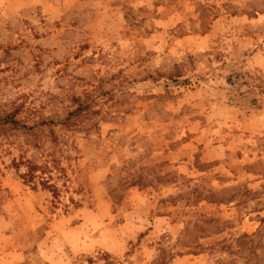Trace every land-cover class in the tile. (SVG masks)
I'll return each instance as SVG.
<instances>
[{"label": "rangeland", "instance_id": "rangeland-1", "mask_svg": "<svg viewBox=\"0 0 264 264\" xmlns=\"http://www.w3.org/2000/svg\"><path fill=\"white\" fill-rule=\"evenodd\" d=\"M0 264H264V0H0Z\"/></svg>", "mask_w": 264, "mask_h": 264}, {"label": "trees", "instance_id": "trees-1", "mask_svg": "<svg viewBox=\"0 0 264 264\" xmlns=\"http://www.w3.org/2000/svg\"><path fill=\"white\" fill-rule=\"evenodd\" d=\"M9 120H11L12 118H8ZM15 121V120H14ZM15 123H17L15 121ZM26 167H27V174L32 177L33 176V173L35 172V169L37 167H39V165L37 164H34L32 162H30L29 160H27V163H26ZM40 183L44 186H51V184L49 182H47L45 179H41Z\"/></svg>", "mask_w": 264, "mask_h": 264}]
</instances>
